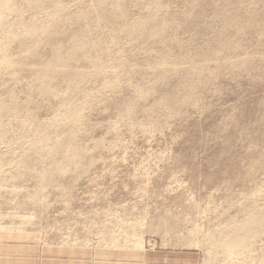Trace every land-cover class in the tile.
I'll return each instance as SVG.
<instances>
[{
    "label": "rangeland",
    "instance_id": "rangeland-1",
    "mask_svg": "<svg viewBox=\"0 0 264 264\" xmlns=\"http://www.w3.org/2000/svg\"><path fill=\"white\" fill-rule=\"evenodd\" d=\"M0 230L264 264V0H0Z\"/></svg>",
    "mask_w": 264,
    "mask_h": 264
},
{
    "label": "crops",
    "instance_id": "crops-1",
    "mask_svg": "<svg viewBox=\"0 0 264 264\" xmlns=\"http://www.w3.org/2000/svg\"><path fill=\"white\" fill-rule=\"evenodd\" d=\"M38 242L31 234L0 230V264H196L194 252L163 246L139 250Z\"/></svg>",
    "mask_w": 264,
    "mask_h": 264
},
{
    "label": "bare ground",
    "instance_id": "bare-ground-1",
    "mask_svg": "<svg viewBox=\"0 0 264 264\" xmlns=\"http://www.w3.org/2000/svg\"><path fill=\"white\" fill-rule=\"evenodd\" d=\"M251 218H252V221H253L252 224L257 225L258 224L257 217L251 216ZM127 226L129 227V225H127ZM248 227H250V225H248V224H245L242 227L241 226H237L233 230V232L231 233V236L230 237H224V239L222 240L221 246H224V247H241V246L244 247L245 246L246 247L247 246V243L249 241V238L251 236V233L249 232ZM125 229H128V228H125Z\"/></svg>",
    "mask_w": 264,
    "mask_h": 264
}]
</instances>
